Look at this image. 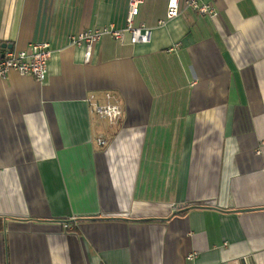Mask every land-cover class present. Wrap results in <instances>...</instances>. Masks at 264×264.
I'll use <instances>...</instances> for the list:
<instances>
[{
    "label": "crops",
    "instance_id": "crops-1",
    "mask_svg": "<svg viewBox=\"0 0 264 264\" xmlns=\"http://www.w3.org/2000/svg\"><path fill=\"white\" fill-rule=\"evenodd\" d=\"M183 1L86 63L68 37L124 28L128 0H0V57L53 50L45 83L0 79V264H264V0ZM106 92L115 125L86 102Z\"/></svg>",
    "mask_w": 264,
    "mask_h": 264
},
{
    "label": "built area",
    "instance_id": "built-area-1",
    "mask_svg": "<svg viewBox=\"0 0 264 264\" xmlns=\"http://www.w3.org/2000/svg\"><path fill=\"white\" fill-rule=\"evenodd\" d=\"M145 0H128V12L126 26L123 28L115 27V24L105 25L100 28H88L86 31H80L69 38L70 44L73 46L83 47L84 60L86 63L91 61L93 49L96 43L101 39L110 35L113 39L125 42L127 34H130L132 43H147L151 39L152 31L145 24L136 26L135 19L140 14V8ZM183 4L186 8L197 11L203 16L218 17L219 13L213 2H205V0H184ZM181 0H169L168 13L169 19L177 18L181 14ZM163 24V20L161 21ZM53 55L50 42L31 43L25 50H10L3 58L0 57V79L7 78L8 75L15 71L21 76H32L39 84L45 83L48 77L49 61ZM105 101L100 103L95 95H89L86 102L93 114L101 120H107L115 125L123 114V109L117 97L106 92ZM100 146H105L106 140L98 139ZM65 228H69L65 224ZM195 253L190 254L189 258L195 257Z\"/></svg>",
    "mask_w": 264,
    "mask_h": 264
},
{
    "label": "water",
    "instance_id": "water-1",
    "mask_svg": "<svg viewBox=\"0 0 264 264\" xmlns=\"http://www.w3.org/2000/svg\"><path fill=\"white\" fill-rule=\"evenodd\" d=\"M4 47H6V46H4ZM8 48H12V46H8ZM3 57H4V55L1 56V58H3ZM245 210H247V209H245ZM178 211L179 210H176L175 213H177Z\"/></svg>",
    "mask_w": 264,
    "mask_h": 264
}]
</instances>
